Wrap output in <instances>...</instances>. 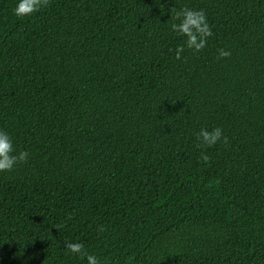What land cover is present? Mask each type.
<instances>
[{
  "label": "trees",
  "instance_id": "16d2710c",
  "mask_svg": "<svg viewBox=\"0 0 264 264\" xmlns=\"http://www.w3.org/2000/svg\"><path fill=\"white\" fill-rule=\"evenodd\" d=\"M17 3L0 130L30 155L0 173V264H87L66 241L100 264H264V0ZM186 6L213 35L178 60ZM215 127L228 143L198 147Z\"/></svg>",
  "mask_w": 264,
  "mask_h": 264
},
{
  "label": "clouds",
  "instance_id": "9594fccd",
  "mask_svg": "<svg viewBox=\"0 0 264 264\" xmlns=\"http://www.w3.org/2000/svg\"><path fill=\"white\" fill-rule=\"evenodd\" d=\"M48 4L49 0H18L13 14L18 18L28 17L39 12L41 8L48 6ZM170 13H173V19L178 21L171 24V31L186 38L184 44L176 48V59L182 58L185 48L191 50L194 54L202 52L207 46L208 39L213 35L204 10L187 6L177 10L172 7ZM230 56V50L218 49L217 59H226ZM197 140L198 147L210 148L217 143H228V138L224 136L220 127L211 130L202 128L197 133ZM29 155L27 151L17 152L8 133L0 130V173L11 172L17 164L27 163ZM200 159L202 162L208 163L210 157L202 153ZM105 231L104 226L97 228L98 234ZM64 247L69 253L86 258L87 264H100L99 258L94 254H89L80 242L66 241Z\"/></svg>",
  "mask_w": 264,
  "mask_h": 264
}]
</instances>
